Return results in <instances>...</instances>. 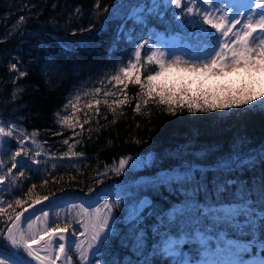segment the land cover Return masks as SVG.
Wrapping results in <instances>:
<instances>
[{
	"label": "trees",
	"instance_id": "trees-1",
	"mask_svg": "<svg viewBox=\"0 0 264 264\" xmlns=\"http://www.w3.org/2000/svg\"><path fill=\"white\" fill-rule=\"evenodd\" d=\"M96 4L97 0H0V126L14 129L13 137H0V176L6 175L0 184V201L6 205L17 198L25 200L22 207L13 204L16 211H21L31 203L27 193L35 184L32 199L44 196L48 199L25 213V217L34 219L42 211L69 204L95 207L105 199H113L114 227L123 235L127 231L124 220L128 207L138 197L152 206L144 220L151 236L150 230L159 220L157 214L162 216L174 207H181L185 191L173 186L153 187V182L189 165L205 173L203 190L199 193L201 203L232 201V190L223 193L218 190L228 181L248 184L252 188L249 194L258 200L259 186L264 182V164L232 172L218 168L223 161L238 154L246 159L264 148V110L259 107L260 100L264 99L260 97L264 86L243 75H237V82L222 80L194 86L179 83L172 77L160 78L157 83L177 96L186 92L188 96L223 100L251 89L258 99L253 105L231 110L188 112L186 107L178 108L175 115L165 105L141 102V112L136 113L140 89L139 85L129 84L125 90L128 103L115 112L103 103L99 114L95 108L91 111L83 108L89 98L83 93L101 87V81H105V91L119 92L123 86L113 89L107 84V78L120 66H127L136 45L158 33L191 41V36L186 37L183 32L197 29L199 33L202 25L200 19L182 14V9L171 4L162 6L160 15H150L145 25L137 24L130 17L134 7L150 4V0H99L98 8ZM184 5H189V0H182ZM20 17H24L23 22L19 21ZM193 20L196 24L189 23ZM128 34L131 40L127 39ZM150 48H153L151 42L141 50L142 81L158 70L156 65L145 63ZM12 63L17 64V70H11ZM20 71L25 75L20 77ZM12 93H16L15 98ZM77 93L82 97L77 117L80 123L86 118L89 120L83 130L79 126L69 129L58 122L64 115H71V105L66 111L62 109ZM99 98L103 99V95ZM122 98L121 94L108 100ZM57 112L59 117L55 115ZM34 132L35 144L32 143ZM20 139L31 150L30 156L17 157L23 166L18 165L8 173ZM66 139L68 144L63 143ZM69 148L82 155L65 156ZM37 150L41 155L34 157L39 161L34 163L30 157ZM122 158L131 159L125 171L116 175L111 169L118 167ZM20 172L24 173L22 177ZM44 180L48 183L44 184ZM116 201L120 202L118 206ZM4 227L0 221V228ZM198 229L212 239L220 234L245 243L250 239L212 219L199 224ZM178 230L175 223L171 229H164L173 234ZM72 238L70 235L68 243ZM161 238L157 237L156 241ZM188 239V243L181 244L183 252L192 259L200 258L203 244L194 232ZM103 251L109 264L113 260L135 258L130 248L121 247L119 236L105 245ZM73 262L78 264L75 254ZM153 264L170 262L167 257L154 258Z\"/></svg>",
	"mask_w": 264,
	"mask_h": 264
},
{
	"label": "snow or ice",
	"instance_id": "snow-or-ice-1",
	"mask_svg": "<svg viewBox=\"0 0 264 264\" xmlns=\"http://www.w3.org/2000/svg\"><path fill=\"white\" fill-rule=\"evenodd\" d=\"M204 5H219L221 0H202ZM229 6H235L236 0H227ZM248 14L242 23L236 17L240 15L237 11L229 16L224 9L217 7V11L222 15H214L212 11L196 9L194 0H189V5L182 7V0H150V4H142L133 8L131 19L137 24L145 25L150 15H160L161 9L168 5H174L176 9H182V14L187 16H199L202 25L210 26L215 32L200 27V32L190 34L192 43L188 46V51H181L180 55L175 50H162L159 47L150 48L146 54L145 63L156 65L158 70L154 74L147 75L145 80H141V50L149 44L144 40L135 46L132 57L127 61V66H120L114 75L107 78V84H111L115 89L123 86L119 92L111 89L104 90L105 81H101V87H96L91 92L83 93V96L89 97L83 104V108L92 110L95 108L96 114H99V106L103 103L111 111L115 112L117 108L128 103L126 89L129 84L139 85L137 93L138 101L134 111L141 112V102L147 105L150 102L167 106V111L172 115L176 114L177 109L186 107L188 112H209L214 110H231L235 108H244L253 105L258 99L251 89L240 92L237 96L228 97L223 100H210L208 97L188 96L182 93L177 96L171 90L164 88L157 81L165 75L167 71L173 69L177 71H186L189 73L220 76L227 71H234L243 68L245 71L264 70V0H254L255 8L251 7L253 0H246ZM96 7H99L97 0ZM259 10V11H257ZM105 12L108 8L105 7ZM175 16V13L173 14ZM24 17L19 21L23 22ZM196 24V21H189ZM237 26H240L239 28ZM219 34V36L216 35ZM131 40V34L127 35ZM11 70H17V64L10 65ZM25 75L24 71L19 72V76ZM114 82V83H113ZM22 91V90H21ZM103 95V99L99 98ZM123 95L122 99H113L109 102L108 97ZM16 93H12L15 98ZM264 97V92L260 93ZM81 94L77 93L62 111H66L71 105V115H64L58 122L69 129H75L79 126L83 130V125L89 123L84 119L80 123L77 112L81 110ZM73 100L75 102H73ZM259 107L264 110V99L260 100ZM251 111L252 109H247ZM56 116H60L57 112ZM87 117V112H85ZM14 129H7L6 126H0V137H13ZM36 133L32 134V143L35 144ZM27 139V137H25ZM20 147L12 154V164L8 168L11 173L13 168L18 165L23 166V161H18L17 157L30 156V149L24 146V139L19 141ZM64 144H68L66 139ZM39 149V146H37ZM39 150L35 151L34 156L30 157L34 163H39L34 159L40 156ZM65 156H77L71 151ZM131 158H122L119 160L118 167L111 169L116 175H120L129 165ZM257 163L264 164V148L257 153L249 154L245 159L239 154L235 158H229L223 161L218 170L232 172L234 170H250ZM2 164V161H0ZM19 175L22 177L23 172ZM205 173L198 167L189 165L176 171L175 174H166L153 182V187L173 186L185 189L182 195L184 201L181 207H174L165 215H159L157 226L151 228V236L144 226V220L151 211V205L146 201H140L134 204L128 211L124 220L127 225V231L120 235L117 233L114 225L116 218L113 216L114 205L108 200H104L97 207L80 206L76 216L64 223L63 227L59 220H51L49 213L42 211L41 215L25 217V213L35 205H40L48 197H37L32 199V192L36 188L33 184L28 189V197L31 203L23 207L21 211H16L13 207H22L26 201L19 198L6 205L0 201V221L5 224L0 228V264H74L73 252L78 258V264H109L104 259V246L110 244L113 238L119 236L121 247L130 248L134 259L128 258L122 262L119 260L111 261V264H153L154 258H169L170 264H248L244 260L242 253L251 251L254 259L251 264H264V182L259 186L260 196L258 200L249 193L252 188L239 181H228L219 186L218 190L223 192L232 190L234 199L226 202H213L211 204L201 203L199 193L203 190L202 178ZM5 176H0V184L4 183ZM44 184L48 181L44 180ZM116 201V206L119 205ZM75 207V206H74ZM11 210V211H9ZM59 218V213L56 214ZM24 218V219H22ZM212 219L216 223H224L231 227L238 235H248L250 239L247 246L243 249L233 246H226L220 256L212 253L209 255V249L205 245L199 259H192L183 252L181 244L188 243L189 237L195 233L199 238L202 234L198 225L202 222ZM73 221L79 225V231L73 227ZM27 227H23L24 224ZM177 224L178 233L173 234L171 229L173 224ZM182 225V226H181ZM72 229V240L66 243V233ZM157 237H162L159 242ZM152 239L151 246L149 240ZM236 244L241 241H236ZM255 246V247H253ZM258 250V251H257ZM237 257V258H233Z\"/></svg>",
	"mask_w": 264,
	"mask_h": 264
},
{
	"label": "rangeland",
	"instance_id": "rangeland-1",
	"mask_svg": "<svg viewBox=\"0 0 264 264\" xmlns=\"http://www.w3.org/2000/svg\"><path fill=\"white\" fill-rule=\"evenodd\" d=\"M194 6L196 9H200L201 11H203V10L212 11L213 14L217 15V16L223 14L222 12L216 10L217 7L220 9L226 10L228 12L229 16H231L233 13L239 11L240 15L237 16L236 18L240 19L242 23L244 22V18L248 14L246 0H236L235 6H229L227 0H221L219 5H213V6L204 5L202 0H194ZM251 7L255 8L254 0H253V3L251 4ZM257 11H259V10H257ZM195 18H197V20L200 19L199 16H195ZM201 26L205 29H208L210 32H212L210 30V26L200 25V27ZM237 27L239 28L240 26H237ZM196 31H197V29H195V30L192 29V30H188V32H183V33L187 37L190 35V33H193V34L197 33ZM216 35L219 36L218 33H216ZM148 39H149L148 41L152 43L153 48L159 47L165 51L172 49V50L176 51L177 55H180L181 51L187 52L188 46L192 43V41H189L188 39H182L181 36L163 35L162 33L154 34L152 36V38H148ZM237 75H239V77L241 75L246 76L251 80V82H254V83L259 82L260 84H262L264 86V70H253L251 72H248V71H245L243 68H240V69L234 70V71H227V72H225V74L220 75V76L195 74V73H189L186 71H177V70L173 69L171 71H167L165 73V75L161 78L162 79H170V77H172L174 80H176L179 83L180 82L186 83V84L189 83V85L194 86L195 84H198V83L206 84L208 82L222 81V80H224V81L229 80V81H233V82L236 81L237 82L238 81ZM230 79H232V80H230ZM160 82H162V81H160ZM105 200H108L112 204L115 203L113 199H105ZM140 201H143L142 198L138 199V197H137L136 201L134 203H132V205H134ZM103 202L104 201H102L100 204H102ZM100 204L96 205L95 207L99 206ZM80 206L89 207V206L82 204V203H73V204H69L67 206H64L62 208H57L55 210L46 211V212L49 213L50 221L58 219L60 224H61V227H63L64 223H66L68 220H70L76 216L77 212L80 209ZM89 208H91V207H89ZM128 208L130 209V207H128ZM57 213H59V218H57V216H56ZM39 215H41V214H39ZM26 227H27V224L25 225V228ZM73 227L77 230V234H78V231L80 230L79 225L75 224L74 221H73ZM72 231H73L72 229H69V232L66 233V243H68V239H69L70 235H72ZM222 236L223 235L220 234L218 237H215L212 239L210 236H205L202 234L198 239L201 241L203 246L206 245L208 247L209 255H211L212 253L217 254V256L222 255L223 249L226 246H233V247L239 248V249H243L244 247L247 246V243H245L244 241H241V243L236 244L235 240H232L228 236H225V237H222ZM73 254H74V252H73ZM242 257L244 260L248 261V264H251L252 260L254 259L251 251H249L247 253H242ZM233 258L235 259L237 257H233ZM58 264H59V262H58Z\"/></svg>",
	"mask_w": 264,
	"mask_h": 264
}]
</instances>
